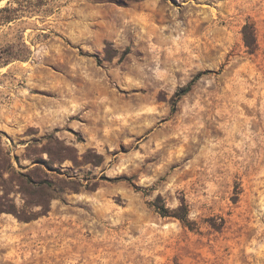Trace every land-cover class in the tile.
<instances>
[{
	"label": "rangeland",
	"instance_id": "1",
	"mask_svg": "<svg viewBox=\"0 0 264 264\" xmlns=\"http://www.w3.org/2000/svg\"><path fill=\"white\" fill-rule=\"evenodd\" d=\"M34 4L0 13V264H264V0ZM34 167L84 187L45 212Z\"/></svg>",
	"mask_w": 264,
	"mask_h": 264
},
{
	"label": "trees",
	"instance_id": "2",
	"mask_svg": "<svg viewBox=\"0 0 264 264\" xmlns=\"http://www.w3.org/2000/svg\"><path fill=\"white\" fill-rule=\"evenodd\" d=\"M3 0H0V2ZM14 3H17L20 8L14 7ZM32 6H37L34 4V0H10L6 7L0 8V13L4 14V22H12L15 19H17V16L20 11H28L29 9L33 8ZM243 35V42L245 47L247 48V52L250 55H255L259 50V42H258V36H257V28L254 23L248 22L246 25H244L242 30ZM194 85L189 84L187 87L183 88L181 91H179L176 94V98L180 99L181 97L185 96L187 93H189L192 90V87ZM43 153H46L49 155V157L52 159L54 153L50 151L49 149H45ZM3 154V153H2ZM96 158H101L100 155H96ZM16 159L19 161V157H16ZM2 159L0 156V178L2 179L4 177L3 169L1 168ZM36 162H42L45 164H48L47 161L43 158L37 159L33 161ZM100 161H96L95 164L98 165ZM30 175H23V180L21 181L20 188H24L25 195L27 196L28 203L31 206L34 207H41V209L45 212L49 211L50 203L51 201L57 196V190L64 191L65 189H69L72 191H77L79 187H84V185L77 184L75 180H68L66 182L67 185H56L48 176V174L42 170V168L34 167L31 169ZM33 174V176H32ZM3 180V179H2ZM61 182H65L64 180H60ZM3 182L7 183V181L3 180ZM2 186V185H1ZM241 184L237 183L236 189H235V195L233 196V202L236 203L239 201V196L241 194ZM6 192V191H5ZM156 211L164 218L171 217L176 218L181 221L183 225L188 227L191 230L197 229V222L191 220L190 218V211L189 206L185 199L181 200V204L176 209H171L167 207L166 203L162 199V197H159L154 203H153ZM9 213H13L20 221L24 222H30L33 220H36L40 217L41 214H34L30 217L23 215L22 212L17 211V209H14L12 211H9ZM5 212L3 210L0 211ZM43 215H45L44 212ZM210 225L216 229L221 230L224 227V220H222L221 224L215 223L211 221Z\"/></svg>",
	"mask_w": 264,
	"mask_h": 264
}]
</instances>
